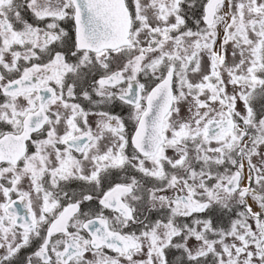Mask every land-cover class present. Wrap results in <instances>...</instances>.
Returning <instances> with one entry per match:
<instances>
[{"label":"snow or ice","instance_id":"6c2138e0","mask_svg":"<svg viewBox=\"0 0 264 264\" xmlns=\"http://www.w3.org/2000/svg\"><path fill=\"white\" fill-rule=\"evenodd\" d=\"M0 264H264V0H0Z\"/></svg>","mask_w":264,"mask_h":264}]
</instances>
